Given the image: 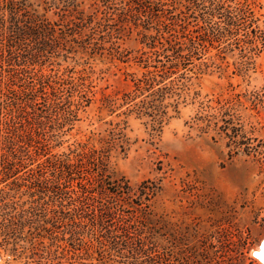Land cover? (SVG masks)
Wrapping results in <instances>:
<instances>
[{"label":"rangeland","instance_id":"obj_1","mask_svg":"<svg viewBox=\"0 0 264 264\" xmlns=\"http://www.w3.org/2000/svg\"><path fill=\"white\" fill-rule=\"evenodd\" d=\"M6 2L2 88L7 71L23 69L8 57L9 40L22 36ZM12 2L56 31L21 48L19 61L32 65L12 79L13 100L27 102L24 88L40 79L47 93L72 82L86 98L71 130L47 128L49 155L0 161L11 170L0 175V206L42 213L32 236L0 232V264H264V0ZM82 151L101 154L111 182L131 189L128 201L96 193L82 204L75 184L72 195L51 183L48 158ZM143 183L155 193L142 194ZM101 204L121 206L134 226L107 218L100 229Z\"/></svg>","mask_w":264,"mask_h":264},{"label":"trees","instance_id":"obj_2","mask_svg":"<svg viewBox=\"0 0 264 264\" xmlns=\"http://www.w3.org/2000/svg\"><path fill=\"white\" fill-rule=\"evenodd\" d=\"M2 1L4 2L5 0ZM6 4L11 12V25L21 34L15 35V39L17 38L16 36H22L16 39L18 42L16 40L12 42L14 39L9 40L7 44L8 57L10 61L12 60L16 63V66H23V69L21 71H17L18 69L7 71L10 74L11 83L5 85L4 88L0 86V161L7 160L9 157L28 158L32 154L33 156H46L50 154L48 151V140L44 139L47 128L56 125L59 132L64 126L69 125V130H71L73 118H76V111L82 107V100L86 98V94L84 91L79 90L78 86L73 85L72 82L68 83L70 85L69 88H64L61 84L55 83V85H58V88L51 87L50 93H47L45 88L48 84L45 86L44 82L40 79L36 84L31 81V86L24 88L27 102H23V100L17 98L15 99L16 102L20 101L18 105L13 100L14 98L12 97H17V92L12 87V79L20 78L19 81H21L22 76L19 74L28 73L27 68L32 65L30 60L24 63L19 61L24 58V55L20 51L21 48L23 46V48L27 47L25 42L31 38L39 39L40 43L49 42L56 35V31L50 22L42 17L26 11L19 16L18 12L21 10L18 7L19 10L13 8L12 0H7ZM27 31H30V36L26 35L27 39H23ZM40 53L41 51L35 53V59L39 57ZM30 80L33 79L30 78ZM63 93L70 94V99L64 104L65 107L61 106L63 103ZM74 95L79 100L76 103L71 101ZM14 106L17 107V112L19 111L17 114H14L9 109ZM2 112H4V115H2ZM53 136L52 138H54ZM47 161L51 164L56 177V181L51 183L59 185L60 181L63 180L68 185L70 184L67 188H70L71 194H75V189L73 188V184H75L74 187L79 189V198L82 199V204L87 200H94L96 193L100 196L109 193L115 198L122 199L121 201H128L131 198V189H129L126 183L120 181L111 182L110 176L106 174L107 165L105 160L103 162L101 154L95 151H82L74 156H71V154L63 157L52 155ZM10 173L11 170H7L6 168L0 170V175L4 181L6 178H9ZM48 183L45 182L41 185H49ZM145 184L143 183L140 188L143 192L142 194L153 195L156 188H146ZM147 191L149 193H146ZM120 208L121 206L117 205L114 207L113 205L108 206L105 204H101L100 207L98 206L99 220L97 226L102 229V224L107 222L105 221L107 218H109V222L114 221L113 225L118 230H121L120 227L123 226H134V217L131 216L128 220H125L123 218L124 212L118 213ZM8 209L15 211L16 216H10L7 212ZM36 211L37 208L30 207L27 210L17 212L14 205L12 207H8L5 204L1 205L0 216L3 220L0 224V232L6 235L22 234L23 229L27 228V234L32 236L33 232L31 230L35 231L36 228L34 226H38V221L32 218L36 216L38 218V214H42L41 212L36 213ZM145 215L143 213L144 217Z\"/></svg>","mask_w":264,"mask_h":264},{"label":"bare ground","instance_id":"obj_3","mask_svg":"<svg viewBox=\"0 0 264 264\" xmlns=\"http://www.w3.org/2000/svg\"><path fill=\"white\" fill-rule=\"evenodd\" d=\"M256 257L259 261L264 263V240L261 242L260 248L256 249Z\"/></svg>","mask_w":264,"mask_h":264}]
</instances>
